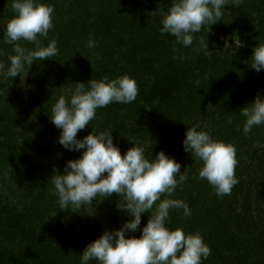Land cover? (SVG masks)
I'll list each match as a JSON object with an SVG mask.
<instances>
[{
  "label": "trees",
  "instance_id": "trees-1",
  "mask_svg": "<svg viewBox=\"0 0 264 264\" xmlns=\"http://www.w3.org/2000/svg\"><path fill=\"white\" fill-rule=\"evenodd\" d=\"M11 2L0 0V60L6 64L14 54L12 46L3 41V28L14 16ZM42 2L55 7L54 29L43 44L47 46L49 40L57 39L59 56L26 66L20 77L0 79V141L7 139L0 150V164L13 167L22 178L19 182L17 176L5 181L9 197L3 200L0 195V264H80L79 255L88 244L105 230L122 227L115 210L124 206V200L117 194L94 199L91 210L62 211L50 180L54 169L62 173L67 161L79 159L82 154L67 151L57 143L61 130L50 120L56 98L69 95L67 90H73L75 83L122 75L136 81L137 100L98 109L96 119L78 132L77 138L89 135L93 128L97 133L112 131L122 155L134 143L144 146L145 155L153 159L161 150L160 138L165 134L167 146L177 148L180 159L176 155L174 159L182 162L181 173L186 170L189 176L172 198L185 201L192 213L185 218L183 209L172 210L167 226L203 236L212 251L203 264H264V254L263 259L260 256L264 252V208L254 195L256 189L260 190L258 184L250 182L264 174V153L252 145L248 150L246 144L231 143L236 148L239 183L230 195L217 197L207 180L197 178L202 163L188 158L190 154L182 145L174 146L175 140L179 145L185 139L187 127H192V119L197 117L190 119L188 94L197 93V103L202 96H209L217 108L213 114L221 110L223 114L230 108V142L238 130L236 125L244 123L239 111L254 102L257 94L264 97V71L257 73L251 67L253 49L264 44V0H244L239 7L229 3L222 20L212 25L210 32L205 29L195 34L196 42L208 41V48L213 44L214 51L210 56L197 57V43L186 48L177 44L175 37L159 31L172 0ZM90 36L97 44L94 49L86 47ZM227 43H233L237 50L226 48ZM21 44L34 47L26 41ZM178 46L184 51L176 55L172 50ZM164 51L172 53L170 61L155 62L153 57H161ZM146 74L147 79H143ZM198 108L205 110L206 106ZM254 130L258 132L257 142H264V126ZM239 133L245 135L242 129ZM14 135L20 137L22 147H11L9 136ZM240 204L244 216L236 212ZM106 208L108 214L103 213ZM248 215H256L253 225ZM148 219V214H142L141 229ZM132 235L139 238L141 233ZM250 243L258 252L239 247Z\"/></svg>",
  "mask_w": 264,
  "mask_h": 264
},
{
  "label": "clouds",
  "instance_id": "clouds-1",
  "mask_svg": "<svg viewBox=\"0 0 264 264\" xmlns=\"http://www.w3.org/2000/svg\"><path fill=\"white\" fill-rule=\"evenodd\" d=\"M231 3L239 7L244 0H172L171 7L161 20V35L175 37L177 44L192 47L195 34L222 20L223 10ZM14 13L4 29V43L12 46L10 63L0 60V79L21 76L26 66L59 56L57 39H49L54 29V5L42 0H12ZM26 41L34 47L21 44ZM86 47H97L90 36ZM210 55L208 41L199 42L198 49ZM252 69L264 71V44L253 49ZM70 95L56 98L50 120L61 130L57 143L65 150L81 152L76 160L66 162L63 172L53 170L51 185L62 211L91 210L93 200L117 194L131 219L125 220L117 230H105L88 244L79 255L80 264H203L211 254V248L200 233H185L182 228L170 229L172 210L183 209L185 218L191 216L189 205L172 198L179 186L187 183L189 176L181 173V164L164 152L153 159L145 155V147L139 144L123 155L114 143L112 131L92 133L77 138L97 117V110L111 104H132L137 100L139 89L128 75L115 79L105 76L101 80L75 83ZM244 118L242 131L245 135L254 128L264 126V97L257 94L254 102L239 111ZM200 126L187 127L182 146L185 152L202 163L198 179L207 180L217 197L230 195L239 183L235 174L236 148L233 144L215 139L209 132L198 130ZM106 174V175H105ZM164 197V198H162ZM103 199V200H104ZM102 200V201H103ZM158 202V203H157ZM142 214H148L147 224L141 229ZM140 232L139 238L134 233Z\"/></svg>",
  "mask_w": 264,
  "mask_h": 264
},
{
  "label": "rangeland",
  "instance_id": "rangeland-1",
  "mask_svg": "<svg viewBox=\"0 0 264 264\" xmlns=\"http://www.w3.org/2000/svg\"><path fill=\"white\" fill-rule=\"evenodd\" d=\"M194 43H197V46H199V43L198 42H194ZM194 47V45L192 46ZM221 48H223L224 46H219ZM226 48L228 47H231L233 48L235 51L237 50L236 48L233 47V43H227V45L225 46ZM184 48L182 46H178L176 49H173L172 52H174L176 55L180 54L181 51L183 50ZM213 44L211 45L210 44V47H209V50L214 52L213 50ZM195 50V48L193 49ZM184 51V50H183ZM196 53V57L199 56V55H202V56H210L212 55V52L210 53V55H205L203 51H200V52H197V51H194ZM163 53H165L164 55H161V57L155 55L153 58H154V61L156 62V60H163L164 62L163 63H166L167 61H170V57H172V53L169 52V51H164ZM162 64V63H161ZM143 77V76H142ZM147 74H146V77L143 78V79H147ZM12 87L14 88H18L19 85H15L13 84ZM70 92L71 90H67V93L70 95ZM190 96L189 100L187 101V104H188V107L190 106V119L195 117V115L197 114V117L196 118H193L192 119V126H194L196 123L197 125H199L200 127L198 128V130H203V131H207L209 132L215 139L217 140H220V141H224L225 138L228 140V143H237L238 145H242V143L245 145L246 144V149L250 150V145H252L251 147L253 148H257L258 152H261V153H264V142H257V131L254 130V129H257V128H254L253 129V132L254 133H251L250 135H244L243 137L240 136V133L239 131L243 128V124H240V125H236V130L237 132L232 136L233 137V140L230 142V122H232L230 120V108H226V111H224V113L222 114V111L221 110V113L217 112L218 114H213V113H216V105L213 104V102L210 100L209 96H205L202 98H200L199 102L197 103V98L196 96L198 95L197 93H190L188 94ZM195 98V99H194ZM192 101V103H191ZM195 102L197 103L196 106L195 105ZM205 105L206 106V109L203 110V109H199V105ZM230 104V102H229ZM228 106V105H227ZM225 108V107H224ZM223 108V109H224ZM206 116H205V115ZM184 115V114H183ZM11 138L14 139V141H11ZM168 137L165 138V134H163V137L160 138L161 139V143L160 144V147H161V150L160 152H164L166 155H168L169 157L171 158H174V155L177 154V148L175 147H169L167 146L169 143V141L167 140ZM9 144L11 145V147H13L15 144H18L19 147H22L23 146V142L20 140V137L19 136H9ZM254 139V140H253ZM7 139H2L0 141V150L2 152V149L1 147H3V143L6 141ZM226 140V141H227ZM264 141V139L262 140ZM182 141H180V144L177 145V141L175 140V145L170 143V145H174L176 147H180L182 145ZM157 145V144H156ZM242 150V149H241ZM147 151V150H146ZM244 151H246L244 149ZM68 153V152H67ZM177 157V155H176ZM190 159H194V157H188ZM176 159V158H175ZM177 159H180L179 157H177ZM179 161V160H177ZM183 161V160H182ZM50 161H47V162H44V167L46 168L47 164L49 163ZM1 163V161H0ZM180 164H182L181 161H179ZM16 174V175H15ZM17 171L11 167V166H8V167H4V164L1 165L0 164V195L2 196L3 200L6 198V197H9V191L8 189H6L4 187V182H9L10 181V178L17 176ZM18 177V182L19 180L22 178L20 176H17ZM252 182L253 184H258L256 185V187L258 186L260 190H257L256 189V194L255 197H256V202H260V203H263V205L261 207L264 208V174H260V178H258L257 176L252 178V180L250 181ZM261 184V186H260ZM11 188V187H10ZM19 189L20 186L17 185L16 189ZM252 188H254L255 190V186H252ZM21 192V191H20ZM117 205V204H116ZM242 204L238 205L235 209H236V212L237 214H242L244 216V211H243V208L241 207ZM255 209V208H254ZM104 214H108L109 213V208H106L105 211L103 212ZM115 213H117L119 216V221H120V225L122 226L124 221L125 220H128V219H131V217L128 215V213L126 211H122L120 210L119 208H116L115 210ZM102 214V213H101ZM256 216V215H254ZM254 216H250L248 215V217L250 218V220L248 221L250 223V225H253L252 221H254ZM255 224V223H254ZM258 227H256V229H253L251 231V237L252 235L254 234V232H256ZM81 230L83 228H80ZM84 230V229H83ZM89 231V230H88ZM252 240V238H251ZM251 244V243H250ZM248 244V245H242V246H239L240 249H243L244 247H248L250 249V251H254V252H258V248L255 247L253 244ZM0 251L3 253V249L1 248ZM261 255V258L263 257L262 255L264 254L263 250L261 251L260 253ZM263 259V258H262Z\"/></svg>",
  "mask_w": 264,
  "mask_h": 264
}]
</instances>
